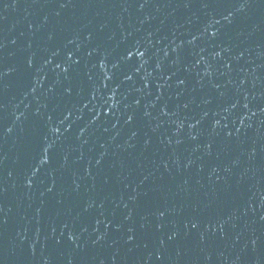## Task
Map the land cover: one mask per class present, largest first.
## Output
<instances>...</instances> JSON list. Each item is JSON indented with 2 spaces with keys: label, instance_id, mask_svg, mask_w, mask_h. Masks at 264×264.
Masks as SVG:
<instances>
[{
  "label": "water",
  "instance_id": "95a60500",
  "mask_svg": "<svg viewBox=\"0 0 264 264\" xmlns=\"http://www.w3.org/2000/svg\"><path fill=\"white\" fill-rule=\"evenodd\" d=\"M0 264H264V0H0Z\"/></svg>",
  "mask_w": 264,
  "mask_h": 264
}]
</instances>
